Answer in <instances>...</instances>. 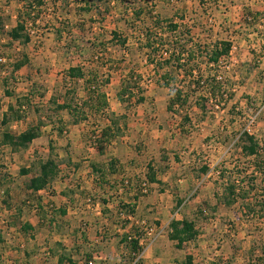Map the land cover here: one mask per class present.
Listing matches in <instances>:
<instances>
[{
    "label": "rangeland",
    "instance_id": "rangeland-1",
    "mask_svg": "<svg viewBox=\"0 0 264 264\" xmlns=\"http://www.w3.org/2000/svg\"><path fill=\"white\" fill-rule=\"evenodd\" d=\"M30 4L34 5L33 14L40 13L38 22L28 26L31 39L25 44L13 40L9 32L16 26L20 13L31 9ZM142 8L146 10V15H137ZM152 10L157 12L155 16H158L156 19L161 22L160 25L148 13ZM257 12L264 13V0H44L41 6L35 0H0V16L3 18L0 56L6 59L0 63V118L6 108L15 104L17 96L33 93L35 95L23 123L27 121L32 126L41 119L48 121V127L53 128L50 121L54 122L57 118L55 102L65 100L66 83L74 85L65 79L67 70L76 65H83L88 71L100 67L104 79L108 78L106 74L113 68L110 81L104 89L114 114L113 124L117 135L113 140L115 144L108 146L103 157L127 153L126 149L131 150L137 144L138 148L149 151L143 155L146 159L153 158L158 162L166 156L173 161L176 154L179 159L178 165L173 164L171 170L172 183L170 186L166 183L165 187L177 190L178 198L182 197L181 200H186V203L189 199L191 201L160 215L150 211L153 216L146 211V220L140 224L145 234L141 256H133L126 249L123 258L118 261V257H113L116 252L114 242L109 241L106 245L97 243L103 250L108 249L113 253L108 255V259L101 257L102 261L110 259V264H186L187 257L191 256L192 264H264V172L255 170L254 157H246L239 143L246 124L256 118L251 135L259 142L261 156L264 157V22H260L264 16L258 15L255 20L246 21L247 13ZM180 17H183V21ZM169 19L183 22L179 31L171 33L166 23ZM258 23L263 25L262 29L257 27ZM149 27L154 36L158 34L159 59L169 56L163 50L169 48L168 45L175 39L174 35L181 39L187 37L184 34L186 27H191L194 37L202 42L212 43L218 39L235 42L230 58L217 67L226 78L224 88L227 90L225 96L219 99L220 105H217L218 101L211 99L206 102L202 99L203 96L207 97L206 88L195 84L191 89L188 88L187 83H182L183 75L172 68L177 78L176 86L185 85L188 92L192 90L194 93L184 111L176 116L167 112L168 89L158 79L153 65L147 60L146 51L140 47L141 34ZM257 30V34L249 35ZM123 38H127L125 46L120 41ZM161 41L165 46L161 45ZM24 55L27 57L26 64L15 70L16 62ZM206 61V58H202L204 78L216 72ZM132 72L142 76L141 94L145 100L141 104L136 101L139 93L136 88L132 89L134 95L131 102H122L118 97L122 78ZM83 87L84 83L80 81L77 93L81 100L86 97ZM8 92H13L12 97L7 95ZM38 108L41 110L40 115L34 110ZM186 114L189 121L183 118ZM59 116L62 120L65 118L68 124L73 121L66 110L59 111ZM94 123L104 126L107 121L100 116H92L91 124L84 125V130L66 127L62 136L54 138H50V135L55 136L57 131L48 134L47 129H44L42 138L28 145L29 152L17 154H31L30 178L37 174L39 165L35 163L39 159L51 156L60 160L61 156L65 160L66 152L72 153L76 162L80 158L81 163L96 156L102 158L101 153L90 149L94 147L90 141L94 134L92 131L97 126ZM180 133L181 137L175 138ZM190 147H193V151ZM167 150L170 153L165 155L164 151ZM2 153L5 154L4 147L0 148V160ZM76 162H71L70 166L74 165L75 168ZM190 164L194 166L190 167ZM156 165H160L162 173L167 171L168 165ZM20 166L17 165L12 172L18 173ZM81 167L84 168V165ZM5 168L6 165L0 163V188L5 190L0 197V222L3 220L9 224L17 216L16 212L11 213V204L15 206L18 201L9 203L7 190L11 179ZM72 169L65 167L66 174H73ZM68 175H62L61 178ZM188 175L195 178L191 186ZM202 176H205L202 180H196ZM181 178L186 180L180 183ZM136 180L142 185L144 180L148 181L147 174L143 180L140 181V177ZM70 185L67 186L68 196L72 199L74 191L81 190ZM232 187H235V196L230 194ZM197 189L202 190L198 197L192 194V190ZM240 190L248 192V197L238 196L242 193ZM83 193H86L87 203L91 204L95 200L93 190H83ZM23 198L18 203L21 207L28 209V206L38 204L37 197ZM44 206L42 213H48L49 218L50 215L63 216L60 212L62 203ZM24 213L25 219L31 215L28 211ZM83 214L84 217L89 216ZM158 216L161 220L157 224L155 217ZM183 218L196 222L199 235L192 241L178 245L169 238V224L172 219ZM60 223L56 229L63 235L64 241L60 244L64 246H61V250L67 254L69 251L64 248L73 247L74 237L69 234L75 232L76 227L65 226L64 220ZM24 252V247L12 244V255H18L20 264L28 263L21 259Z\"/></svg>",
    "mask_w": 264,
    "mask_h": 264
},
{
    "label": "crops",
    "instance_id": "crops-1",
    "mask_svg": "<svg viewBox=\"0 0 264 264\" xmlns=\"http://www.w3.org/2000/svg\"><path fill=\"white\" fill-rule=\"evenodd\" d=\"M260 16H264V13L261 12ZM260 22H264V18H262ZM257 27H259V29H262L263 25L261 23H258ZM258 31L259 30L254 31L249 35L257 34ZM231 41L234 45L235 42L233 40ZM166 109L169 114H173L168 111V108ZM7 111L8 108H6V110L2 113V117L0 118V136L3 132L19 134L29 127V122L26 121L25 123H23V121L26 120L27 117L21 120H11L7 123H3L2 120L4 119ZM64 121H66L65 118H63L62 121V125H64L65 128L73 127L78 131L80 130V128L84 130V125L86 126L88 124H91V118L88 121L79 124L74 123L73 121L71 122V124H68L67 121ZM44 129H47L48 134L51 131H55L52 126L51 128L45 126L42 128V135L39 138L35 139L33 142H36V140L42 138L45 131ZM181 135V133L176 134L175 138L181 137ZM57 136V134L55 136H53L52 134L50 135V138H54ZM112 144H115V141H113ZM1 147L5 148V154L2 153L0 163H4L6 165L5 170L9 171V178L11 179L9 182L10 184H8L7 190L10 198L9 203L10 201L12 203H15L17 201L18 202L17 204H15V206L11 204L12 206L10 207L11 213L16 212V220L11 221L9 224H7L3 220L2 222H0V228H2V235L0 234V257L2 258V262H0V264H20V260L17 259L18 255L15 257L12 255V244L14 246L24 247L25 254H21H24V257L21 259L27 260L28 263L26 264H71L67 261V259H64V262L60 263L59 260L63 255L65 257H71L76 264H110V259H105L104 261L101 260V257L104 256L108 259V255L112 253V251H108V249L103 250V247L101 248L102 244H109V241L116 244L115 255H113V253L111 255H113V257H118L119 261L121 258H123L122 254L126 253V246L122 243V238L125 232H129L132 225L144 223V220H146V211L147 213L153 211L155 212L154 214L160 215L162 212L165 213L166 211L174 209V207L177 206L178 200H181L182 198H178L177 190H169L165 187L166 183H168V186H170L172 183L173 174L171 173V170L173 169V164L178 165L177 163H179V159L176 156L177 154L175 155L177 159L175 158L173 161L170 157L167 159L166 156H164L165 158H160V160L157 162V160H154L153 158L146 159L143 155L144 153L148 154L149 151H147V149L142 150L141 148H138L136 144L135 146H133L134 149H126L127 153L123 152L121 155L113 156L118 159L117 166L119 167V171L112 174L106 173L105 176L108 182L102 183L98 181L99 173L94 170V167H99L101 165L107 164L112 157H103L102 155L101 158V156H96L94 159L90 158L89 160H84L83 163H81L80 158H78L79 162H76L75 158L72 157V153L66 152L67 158L65 160L61 156L60 160L54 158L59 166L58 176L55 177L53 181H51L45 188L40 190H33L32 188H30V177L32 172H22L23 169H28L32 166L30 164V161L32 160L31 154L28 155L27 153L21 156L17 155L18 153L27 151L29 147L17 151L13 150L12 147L8 145H0V148ZM166 148L169 149L168 147ZM192 148L191 151H193ZM90 149L94 150L96 153L99 152L97 151L98 148L95 145L93 148L90 147ZM29 151L30 150H28V152ZM9 153L10 155H8ZM169 153L170 151L168 150L164 151L165 155ZM121 156H123L124 158H121ZM27 161H29V164H27ZM71 162H76L75 168L74 165L70 166L72 165ZM156 163L168 165L169 169L167 168V171L162 173V171L159 170L160 165L158 167ZM82 164L84 165V168L81 167ZM17 165H21V170H19L18 173L14 174L12 171H14ZM191 165L192 164H190L189 166L191 167ZM150 166L153 167L156 181L149 182L150 188L146 195H139L141 185L139 180L136 179L140 177V181L143 180V177H145L146 174H149ZM65 167H67V169L69 170L73 168V174H66ZM195 167L197 168V164L195 165ZM216 173L218 174L217 171ZM12 174L14 176H12ZM37 174L34 175V177L37 176ZM62 175L68 176H66L65 178H61ZM204 177L205 176H202L201 178H197L196 180H202ZM3 178L4 176L2 177V179ZM184 178L179 179L180 183L186 180ZM188 179L191 186V184H193V181H195V178L191 175H188ZM70 184L76 186L77 188L79 187L78 190H81L79 192L74 191V197L72 199L70 198V196H68L69 189L67 188V186L69 185L70 187ZM180 185L182 187L186 186V184ZM177 187H179V184H177ZM83 190L94 191L95 200L91 204L86 202V193L84 194ZM200 191L202 190H192V194H197L198 197ZM29 196L37 197L36 201L38 202V204L28 206V209L25 208V206L21 207V204L18 205L20 201L24 200L23 197ZM104 200L107 201L105 202ZM189 200L191 201V199ZM32 202L34 203L33 200ZM186 202V200H183L182 204L186 205L189 203ZM49 203L58 205L59 203H62V208L66 209V214H63V216L50 215L51 218H49L47 213L46 218L41 219V214L43 215V217L45 215L44 213H42L45 207L44 204ZM121 203H135L136 205V214L135 216L130 217L131 222L129 225H127L126 228H123L122 226L124 222L123 220L125 219L124 214H118L119 205ZM27 211L28 213L31 212V215L30 217L25 219L26 214L24 212ZM83 213L89 214V216L86 215L84 217ZM149 214L153 215L152 213ZM63 220L64 222H66V224H64L65 226L76 227V229L74 230L75 232L72 233L73 235L71 233L69 234V236L74 237V242L72 244L73 247L68 249L64 248L65 250L69 251V253L67 252V254L61 250V246H64L63 244H60L64 241V239H62L63 235L56 229V225H60V222H63ZM155 220L158 224V221L161 220V217H155ZM26 224H29L31 226V229L25 232L22 228ZM64 225L63 227H65ZM5 233L8 236H6ZM74 233L76 234V236ZM96 248L98 249L96 250ZM88 253L91 254L90 258L87 257ZM97 257L100 258V261Z\"/></svg>",
    "mask_w": 264,
    "mask_h": 264
},
{
    "label": "trees",
    "instance_id": "trees-1",
    "mask_svg": "<svg viewBox=\"0 0 264 264\" xmlns=\"http://www.w3.org/2000/svg\"><path fill=\"white\" fill-rule=\"evenodd\" d=\"M37 5H42L44 0H35ZM99 1H108V0H99ZM30 4L31 9L26 10L20 13V18L16 26L12 28L9 32L10 37L13 40H19L23 43H28L31 39V34L28 29L29 25H35L39 19V13L33 14L34 5ZM27 9V8H26ZM150 15H153V18L156 19V11L152 10L148 12ZM146 15V10L142 8L137 12V15ZM261 13H247L246 21H249V17L255 20L258 15ZM152 17V16H151ZM181 21H183V17H180ZM30 21V23H29ZM157 24H161V22L156 19ZM168 28L171 33H175L179 31L182 27L183 22H176L173 19L166 20ZM3 26V18L0 16V27ZM61 31V30H60ZM184 34L187 36L185 39H181V37H177L174 35L175 39L171 44L168 45L169 48L163 50L166 51L167 58H157V54L160 51V48L157 47V36L153 35L152 29L149 27L146 29V32L141 34L140 43L141 49L145 50L147 53L148 62L153 65V69L155 70V74L158 79L162 82L163 86L168 89V111L177 115L180 112L184 111L189 106V101L194 93L187 91L186 88H190L195 84L197 87H205V92L207 93V97H201L206 102L212 100L218 101L217 105H220V97L223 98L227 90H225V80L224 76L219 73L220 69L217 67H221L220 64L223 61H226L227 58H230L231 51L233 48V42L227 39H218L212 43L209 41L202 42L201 40L194 37L192 34V28L186 27ZM162 39V36L161 38ZM123 46L127 43V38H123L120 40ZM161 45L165 46L161 41ZM24 58L16 62L15 70L21 69L27 62V57L24 55ZM26 57V58H25ZM202 58H206L209 67H214L216 71L207 78H204L203 69L201 68ZM212 65V66H211ZM216 66V67H215ZM170 67V68H169ZM175 69L177 73H181L184 78L182 83H187V87L182 85L181 87L176 86L177 78L173 74L171 69ZM100 67H97L95 71L86 70L83 65H76L70 67L67 72L65 79L71 81L74 85H68L66 83V92L63 95L65 100L61 103H56V114L57 118L54 122H51L53 125V129L57 131L58 136H62L64 131H66L65 126L62 125V117L60 119L59 111L66 110L69 115L72 116L74 123H82L88 121L92 116L96 118V116H100L103 120L105 119L107 123L104 126L101 124L94 123L97 125L95 129L92 131L93 136L90 137V140L94 143V145L98 148V151L104 155L106 153V149L109 145L112 144L114 138L116 137V132L114 130V114L110 110L109 98L108 94L105 91V87L109 83L111 77V71L113 68L109 69V72L106 74V77L102 79ZM136 72L129 73L127 77L122 78L121 80V90L119 91L118 97L122 102H131L133 99L135 89L138 93V99L136 100L138 104H141L145 97L141 92H143V88L141 86V77L139 74H135ZM136 79V80H133ZM225 79V80H224ZM80 81H83L84 87L86 89V97L84 99L78 98L77 88L80 84ZM134 83V86L132 84ZM72 86V87H70ZM13 92H8L7 95L11 96ZM35 94H25L24 96H17L15 104L9 106V109L2 120L3 123H7L9 121L21 120L25 118V113L30 110L32 97ZM231 98V97H230ZM137 104V105H138ZM200 104V103H199ZM35 112L39 114L41 111L39 108L34 109ZM40 115V114H39ZM184 120L189 121V116L187 114L183 117ZM47 119V118H46ZM58 121V122H56ZM100 121V120H99ZM102 122V121H100ZM55 123V124H54ZM58 123V124H56ZM48 121L39 119L38 123L32 126H29L26 130L19 134H12L9 132H3L0 136V145H8L12 147L13 150L17 151L20 149L27 148L30 143H32L35 139L39 138L42 135V128L48 126ZM53 143V141H50ZM241 145L242 152L246 157H254L253 165L256 171L264 172V157L261 156V148L257 139L249 134L246 131H243L241 134V141L239 142ZM118 159L116 157H112L107 164L101 165L99 167H94V170L99 173V180L102 183L108 182L106 179V173L112 174L119 171V167L117 166ZM35 165H39L37 176L33 177L30 181V188L33 190H40L45 188L55 177L59 174V166L54 158L51 156L46 159H39ZM150 171L147 174L148 181H156V176L153 170V167H149ZM207 170V168H205ZM31 170L23 169L22 172L28 173ZM147 181V182H148ZM148 182V183H149ZM124 185V184H123ZM149 189V187H148ZM235 187H232L229 191L232 196L237 195ZM241 194L238 196H242L243 198H247L248 192L244 190H240ZM147 194V193H146ZM142 192V187L139 192V195H146ZM218 195V194H217ZM235 200V199H233ZM105 202L107 200H104ZM183 200H178L177 206H181ZM248 207V206H247ZM248 209L251 210L250 207ZM60 212L62 214H66V209L61 208ZM118 214H124V222L122 224L123 228H126L127 225L130 224V217L135 216L136 214V205L135 203H121L119 205ZM47 215V214H46ZM46 215L43 217L41 215V219L46 218ZM52 222V219H51ZM170 232L169 238L172 241H175L178 245L183 244L186 241H192L196 239L199 235V230L197 228L196 222L194 220H190L188 218L183 219H172L170 224ZM23 231H29L31 226L26 224L23 226ZM144 227L140 224L132 225L129 232H125L122 243L125 244V248L130 251L133 256H137L142 253L144 247L142 244V240L144 239ZM1 242V240H0ZM87 257L90 258L91 254L88 253ZM64 259L71 264H76L75 261L71 257H65L64 255L60 258V263L64 262ZM186 264H192V257H187Z\"/></svg>",
    "mask_w": 264,
    "mask_h": 264
},
{
    "label": "built area",
    "instance_id": "built-area-1",
    "mask_svg": "<svg viewBox=\"0 0 264 264\" xmlns=\"http://www.w3.org/2000/svg\"><path fill=\"white\" fill-rule=\"evenodd\" d=\"M248 19H249V21H252V20H253L251 17H249ZM5 61H6V59H5L4 57L0 56V63H1V62H5ZM255 119H256V118L250 119L249 123L246 124V126H245V128H244L243 131H246V132H248L249 134H252L253 126L255 125ZM148 186H149V185H148L147 180H144V181L142 182V185H141V187H142V192H143V193L146 194V193L148 192V190H149V189H148ZM4 193H5V190L0 188V197L3 196ZM148 234H149V233H148ZM143 241H144V239L142 240V244H143ZM143 245H144V244H143ZM139 256H141V254H139Z\"/></svg>",
    "mask_w": 264,
    "mask_h": 264
},
{
    "label": "clouds",
    "instance_id": "clouds-1",
    "mask_svg": "<svg viewBox=\"0 0 264 264\" xmlns=\"http://www.w3.org/2000/svg\"><path fill=\"white\" fill-rule=\"evenodd\" d=\"M148 193V192H147Z\"/></svg>",
    "mask_w": 264,
    "mask_h": 264
}]
</instances>
